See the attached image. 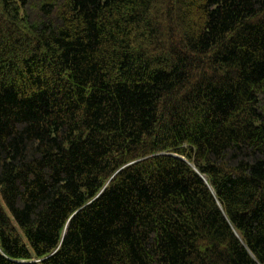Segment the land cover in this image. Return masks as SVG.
Listing matches in <instances>:
<instances>
[{
    "label": "trees",
    "instance_id": "trees-1",
    "mask_svg": "<svg viewBox=\"0 0 264 264\" xmlns=\"http://www.w3.org/2000/svg\"><path fill=\"white\" fill-rule=\"evenodd\" d=\"M0 264H264V0H0Z\"/></svg>",
    "mask_w": 264,
    "mask_h": 264
},
{
    "label": "water",
    "instance_id": "water-1",
    "mask_svg": "<svg viewBox=\"0 0 264 264\" xmlns=\"http://www.w3.org/2000/svg\"><path fill=\"white\" fill-rule=\"evenodd\" d=\"M176 157H178V158H181V159H184V160H186L185 158H183V157H180V156H177V155H175ZM203 177V179L205 180V181H207V178L205 177V176H202Z\"/></svg>",
    "mask_w": 264,
    "mask_h": 264
}]
</instances>
